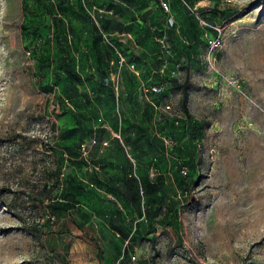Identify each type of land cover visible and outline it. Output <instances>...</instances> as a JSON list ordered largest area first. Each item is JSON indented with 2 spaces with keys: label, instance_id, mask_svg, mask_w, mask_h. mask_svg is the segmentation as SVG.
I'll return each mask as SVG.
<instances>
[{
  "label": "rangeland",
  "instance_id": "rangeland-1",
  "mask_svg": "<svg viewBox=\"0 0 264 264\" xmlns=\"http://www.w3.org/2000/svg\"><path fill=\"white\" fill-rule=\"evenodd\" d=\"M0 189V264H264V0H0Z\"/></svg>",
  "mask_w": 264,
  "mask_h": 264
},
{
  "label": "trees",
  "instance_id": "trees-1",
  "mask_svg": "<svg viewBox=\"0 0 264 264\" xmlns=\"http://www.w3.org/2000/svg\"><path fill=\"white\" fill-rule=\"evenodd\" d=\"M92 6H96V4L90 5V7H92ZM180 89H181V94H182L181 106L184 109L185 113L187 114L188 113L187 103H188V97H189V82L186 81L185 83H183V85L180 86ZM81 146H80V148H81ZM130 166L133 167L131 162H130ZM133 173L134 172L133 171L131 172L130 169L127 170L126 182L130 183L131 186L134 188L133 194L131 196L132 201L141 207L142 201L144 202L145 197H147V190L145 189V186H144L141 178H138L137 175H134ZM91 186H93V185H91ZM5 191H6L5 189H0V194L4 193ZM123 235L127 239L126 242L128 244L132 243L133 241H135V240H137L143 236L141 227L139 225L135 226V228L132 230V232L130 234H123ZM148 241H149V243H151L152 248L154 249V247H155L154 240L148 239ZM128 244H126V246L124 245V252H123L121 264H127L131 260V258L129 256V246H127Z\"/></svg>",
  "mask_w": 264,
  "mask_h": 264
},
{
  "label": "built area",
  "instance_id": "built-area-1",
  "mask_svg": "<svg viewBox=\"0 0 264 264\" xmlns=\"http://www.w3.org/2000/svg\"><path fill=\"white\" fill-rule=\"evenodd\" d=\"M164 6L167 8L166 5H164ZM87 10H88V13L90 14L91 18L95 22L97 21L96 13H101L102 12V10L99 9L97 6H92V7H90ZM210 45H211L212 48H214V47H217L219 45V43L217 41H213L212 40V41H210ZM122 61H123V59H122ZM134 67H135V65L133 64L132 65V68H134ZM151 92L153 94H159V93H161V88H159L158 86H152L151 87ZM170 109H171V106L170 105H166L165 106V110L166 111H169ZM95 144H96V140H93L91 144H83L81 146V148H80L81 156L84 157L85 159L89 158V156H90V148L92 146H94ZM104 145H106V143ZM132 161L135 163L134 160H132Z\"/></svg>",
  "mask_w": 264,
  "mask_h": 264
}]
</instances>
